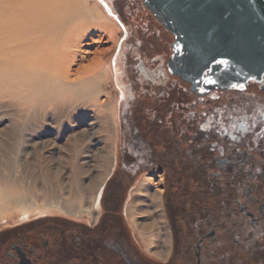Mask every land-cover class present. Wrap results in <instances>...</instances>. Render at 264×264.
Here are the masks:
<instances>
[{
    "label": "flooded vegetation",
    "instance_id": "1",
    "mask_svg": "<svg viewBox=\"0 0 264 264\" xmlns=\"http://www.w3.org/2000/svg\"><path fill=\"white\" fill-rule=\"evenodd\" d=\"M139 1L145 13H151L144 0ZM172 36L165 68L188 85L204 119L197 121L193 149L181 140L177 143L191 166L178 153L170 161L158 160L160 172L178 175V165L183 177L164 189L162 177L151 170L129 192L125 221L130 194L143 177L150 179L149 194L134 197L144 199L145 211L135 221L138 229L143 219L150 222L153 236L139 239L117 210L105 211V184L102 207L88 218L43 215L1 227L0 264H264V73L221 82L211 67L187 81L171 71L170 64L182 56ZM205 100L213 103L202 104ZM178 126L184 130L182 122ZM152 138L150 133L145 144L146 164L153 163ZM168 144L162 148L170 149Z\"/></svg>",
    "mask_w": 264,
    "mask_h": 264
},
{
    "label": "rangeland",
    "instance_id": "2",
    "mask_svg": "<svg viewBox=\"0 0 264 264\" xmlns=\"http://www.w3.org/2000/svg\"><path fill=\"white\" fill-rule=\"evenodd\" d=\"M86 4L101 15L97 23L112 26L113 32L110 35L101 29L89 30L82 48L90 54L80 53L87 59H78L74 66L89 65L94 53L103 51L100 93L67 103H52L47 98L27 107L0 96V184H19L32 207L14 205L8 211L13 213L10 217L4 220L5 216H0V228L28 216H91L86 212L87 205L106 174L108 153L114 145L113 111L119 134L118 165L103 185V198L105 211L117 210L122 222L125 202L136 181L153 170L162 177L160 188L166 189L181 171L175 165L178 175H172V170L164 174L157 163L176 158V153L185 160L179 140L185 147L196 146V124L204 115L202 108H196L188 85L169 75L165 68L172 34L153 14L145 13L139 0H86ZM178 122H182L183 131ZM150 133L153 163L146 164L145 144ZM166 144L170 149L162 148ZM184 163L191 166L192 161ZM70 200L81 207L79 215L45 205ZM125 222L128 226L127 218Z\"/></svg>",
    "mask_w": 264,
    "mask_h": 264
},
{
    "label": "bare ground",
    "instance_id": "3",
    "mask_svg": "<svg viewBox=\"0 0 264 264\" xmlns=\"http://www.w3.org/2000/svg\"><path fill=\"white\" fill-rule=\"evenodd\" d=\"M95 14L87 6L86 0H0V96L11 98L22 107L47 98L52 103H67L71 99H83L85 96L96 97L101 91L103 78V51L97 50L92 58H88L89 65L80 64L74 69L78 59H87L84 55L80 56V53H85L82 44L88 37L89 30L101 29L110 35L113 33L112 26L97 23L101 15ZM88 53L87 51L85 54ZM115 114L113 111L112 125L116 135L114 145L108 153L109 167L98 184L92 203L87 205L86 212L91 214L100 211L102 187L117 163L115 156L118 127ZM150 182L149 178L143 177L130 194L126 206V216L139 239L152 235V225L143 219L142 227L138 229L136 217L145 212L142 205L144 199L134 197L140 193L149 194L146 183L150 185ZM25 199V193L19 184H0V216H5L4 220L10 217L13 213L8 211L14 205H21L24 209L31 207ZM45 205L62 208L75 215H79L81 211V207L77 208L72 200Z\"/></svg>",
    "mask_w": 264,
    "mask_h": 264
},
{
    "label": "water",
    "instance_id": "4",
    "mask_svg": "<svg viewBox=\"0 0 264 264\" xmlns=\"http://www.w3.org/2000/svg\"><path fill=\"white\" fill-rule=\"evenodd\" d=\"M144 3L182 47V56L170 64L174 74L193 82L215 67L219 81L232 82L264 73V0Z\"/></svg>",
    "mask_w": 264,
    "mask_h": 264
},
{
    "label": "snow or ice",
    "instance_id": "5",
    "mask_svg": "<svg viewBox=\"0 0 264 264\" xmlns=\"http://www.w3.org/2000/svg\"><path fill=\"white\" fill-rule=\"evenodd\" d=\"M233 87H236L235 85H233Z\"/></svg>",
    "mask_w": 264,
    "mask_h": 264
}]
</instances>
